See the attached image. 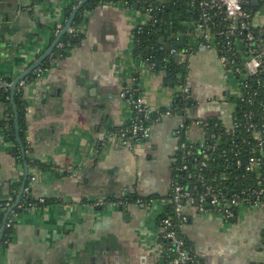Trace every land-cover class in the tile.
Returning a JSON list of instances; mask_svg holds the SVG:
<instances>
[{
  "label": "crops",
  "instance_id": "0c3cea01",
  "mask_svg": "<svg viewBox=\"0 0 264 264\" xmlns=\"http://www.w3.org/2000/svg\"><path fill=\"white\" fill-rule=\"evenodd\" d=\"M73 4L0 0V79L11 81V104L0 98V123L15 116L9 85L53 44V32L66 26ZM253 4L252 25L262 28L264 1ZM193 9L190 1L188 12ZM148 21V13L138 6L117 1L97 6L82 26V42L26 85L27 154L51 167L44 171L28 165L27 188L35 198L51 202L15 213V236L0 251V264H173L162 256L158 218L168 200L183 119L167 111L139 143L112 138V131L134 120L120 94L137 75L140 97L151 110L170 108L182 89L165 85L163 72L136 58L134 32ZM184 26L173 36L161 34L160 49L173 54L172 43L177 48L196 45L201 30L193 20ZM184 59L187 78L182 90L195 101L187 110L192 123L185 133L190 142L201 144L199 120L233 128L234 100L242 86L213 43L200 44ZM10 147L0 131V213L2 205L11 208L15 203L26 172V162H18ZM130 195L139 201L123 208L113 201L96 206L103 198ZM183 212L187 221L182 234L201 264L264 263L263 208L239 210L233 222L219 214H201L192 205Z\"/></svg>",
  "mask_w": 264,
  "mask_h": 264
},
{
  "label": "trees",
  "instance_id": "16d2710c",
  "mask_svg": "<svg viewBox=\"0 0 264 264\" xmlns=\"http://www.w3.org/2000/svg\"><path fill=\"white\" fill-rule=\"evenodd\" d=\"M83 1L84 0H74L73 5L77 6ZM112 1L123 2L130 7H134L135 4H137L140 10L148 13L150 16L149 21L141 26V30L137 29L134 32L136 58H141L144 61L146 60V63L150 65V68L153 71L163 72L165 85L180 87L183 89L187 78V63L184 58H187L191 53H194L200 44H206V41L201 38L196 45H182L172 54L160 49L159 37L166 32H168L170 36H173L177 32L184 31L186 28L184 23L191 20L195 21V24L198 27L200 22H203L201 16L204 12V8L200 4L202 0H90L82 7L74 18L71 25L73 31H68L62 36L52 55L42 63L40 68L48 69L51 67L52 62L67 57L70 51L73 48H76L84 39L82 26L87 21V15L97 6ZM190 1L194 6L193 12L191 13L188 12ZM75 6L71 8L74 10ZM245 8L253 17V1L247 4ZM149 9H151V11H149ZM73 10H68V17H70ZM207 11L212 15V19L205 24V28L213 37V43L215 44L219 56L226 57L227 62L238 75L242 86L241 90L245 95V99L242 100L241 97H239L234 100L237 108L234 113L232 129H227L217 120H204L206 123L204 126L206 136L201 144L205 145L210 156L206 161L207 166L203 167L201 171L193 169V167L200 161L204 160L203 156H186L183 159L186 154V150L183 147L189 143L185 129L183 128L181 130L178 140L180 148L175 156L177 161L173 166L172 179L182 184L185 188L192 190L195 196L198 193H201L206 185H211L218 189L220 191L219 194L222 196H226L228 190H230L235 194H239V196L248 198L250 194L253 195L254 191L264 189V166L258 171H248L247 167L242 165V158L245 156L248 158L253 155L259 157L258 141L254 138L253 132L264 131V72L258 75L247 74L243 65L250 58L254 45H249L245 41H242V38L245 37V34H243L239 35L238 38H241V40L239 43L237 42L238 44L236 43V49H234L233 47L237 38L226 33L230 25L229 20H227L223 14L218 15V17H213V11ZM64 28L65 26H63L61 30ZM61 30H55L53 32L54 34L51 43L55 42ZM251 30L257 37L264 36L262 34L264 27H252ZM148 50H150L149 56L147 55ZM176 54L182 56L178 61H176ZM37 77L38 70L32 71L24 79L25 85L22 87L18 85L14 94L21 144L17 140L15 116H11L6 121L0 123V131L6 140L11 143L9 150L18 162L22 163L25 161L29 167H37L44 171H48L51 169L50 166L30 158L27 154L29 151L27 140L28 125L26 119L27 101L24 97V91L26 85L36 80ZM138 81L139 77L137 75L132 85L126 87L130 91L127 95V100L131 99V94L132 97L134 96V99H139L141 89ZM6 82L8 84L11 83L10 80ZM7 89L8 88L0 86V98L10 105L11 94L10 90ZM182 89L177 93L176 101L170 108L151 110L147 117L138 115L134 112L135 120L137 119V121L144 127H151L159 120L162 114L169 111L172 114L180 115L187 126V110L195 104V101L190 97L189 93H186ZM131 126L132 124L130 123L115 129L112 133L119 135L123 130L130 129ZM138 137V140L134 139L133 142L139 143L143 141V138H140L139 135ZM201 144L196 143L193 147V151H195L196 146H200ZM102 150L103 146H100L99 152ZM194 157H196V160H194ZM182 164L190 166L188 172L192 174L191 178L188 177V172L180 169ZM199 175H202V178H199ZM27 187L28 184H26V188ZM19 188L20 186L18 184L15 190L18 192ZM16 195L17 194L14 196L13 203L17 197ZM106 199L107 201L118 203L119 208H123L131 201H139V198L133 195L122 196L120 198L107 197ZM43 200L44 201L42 202V200L32 196L31 191L29 193L24 192L19 205L9 213L8 217H6L8 212L6 208L9 209L10 206L6 207L5 205H2L0 213V251L5 250L14 239L16 228L13 213H16L17 215L33 206L43 207L51 202L50 199ZM205 205L211 207V204L208 202H206ZM168 217H174V208L170 204L165 206L164 211L158 218L159 229L164 227L162 222ZM173 219L172 223L175 225L179 237L185 241L186 249L190 251L198 264H201L190 243L182 234V226L179 224V219L177 217H174ZM235 220L236 217L229 221L233 222ZM166 232L167 231L164 233L166 234ZM162 235L163 232H160L161 237H159V241L163 245L162 256L167 262H169L174 258V253L170 250V241L162 237Z\"/></svg>",
  "mask_w": 264,
  "mask_h": 264
},
{
  "label": "built area",
  "instance_id": "2783aa9c",
  "mask_svg": "<svg viewBox=\"0 0 264 264\" xmlns=\"http://www.w3.org/2000/svg\"><path fill=\"white\" fill-rule=\"evenodd\" d=\"M251 1L253 0H202L200 4L204 8V12L201 16L203 22H200L198 28L202 32L203 35L202 38L204 39V41H206L207 44H212L213 37L205 28V24L212 19V15H210L207 10L213 11V17H218V15H222V14L225 15L227 20H229L230 22V25L226 33L228 35H232L233 37L237 38L233 48L236 49V45L241 40V38L238 37L239 35H243V34H245V37L242 38V41H245L249 45L251 44L254 45V48L252 49L251 52V56L244 63L243 68L249 75H258L264 72V49H263L264 36L257 37L251 30L253 27L252 16L251 13L248 12L245 8V6L249 4ZM260 1H264V0H260ZM149 11H151V9H149ZM137 29L141 30V26L138 27ZM68 31L72 32L73 30L70 28ZM262 34L264 35V31ZM222 60L224 62L225 61L227 62L226 57H222ZM53 63L54 62H52V64ZM40 67L37 69L38 77L43 76L45 72L48 70V69H41ZM24 85H25L24 80H22L19 83V86L22 87ZM0 86L4 88H8L7 82L2 81L1 79H0ZM129 93H130L129 89L124 88L120 94V97L128 102L133 112H135L138 115L147 117L151 109H149L143 104L141 97H139V99L136 100L134 99V96L132 97L131 94V99L127 100L126 98ZM240 97L242 100L245 99V95L243 93H241ZM191 123L192 121L188 119V125L186 126V123L183 120L180 129L177 131V134L179 135L183 128L185 129L186 132L187 127L189 128V124ZM131 124L132 126L130 129L123 130V132L119 135L112 133V138L116 139L117 141H120L121 143L126 144L133 141L134 139L138 140L139 138L138 135L140 136V138L143 139L149 136L150 127H144L143 125L140 124V122L137 121V119L135 120V118ZM197 124L201 125L203 131L205 130L204 126L206 123L204 122V120H199ZM205 136L206 133L204 131V138ZM253 136L258 141L259 157L255 155L249 158L247 157V165L245 166L247 167L248 171H255V170L258 171L262 166H264V131H254ZM188 143L189 144H186L183 147L186 150V154L183 157V159L186 156H195V155L203 156L205 161L204 160L200 161L193 167V169H198L199 171H201L203 167L207 166L206 161L210 156V154L208 153V149L205 147V145L201 144L200 146H196L195 151H193V147L195 146V143L190 142L189 140ZM179 148L180 145L178 141L176 153L178 152ZM196 157H194V160H196ZM176 161L177 158H175V162ZM180 169L188 172L190 166L187 164H182ZM188 177L191 178L192 174L189 173ZM199 178H202V175H199ZM34 180L35 178L32 177V181ZM24 192L29 193L30 189L25 188ZM219 193L220 191L215 187L211 185H206L204 190L195 196L192 190L185 188L182 184L172 179L170 182V192L168 195L169 198L168 200H166L165 206L169 204L173 206L174 217H177L179 219L180 221L179 224L181 226L187 221V218L183 212V209L186 205L194 206L201 214H208V215L219 214L228 221L230 219L235 218L239 210H243L245 208L264 209V198H263L264 189L254 191L253 195L250 194L248 198L239 196V194H235L230 190H228V194L226 196L225 195L222 196ZM43 201L44 200H42V202ZM107 202L108 201L106 198L100 199L99 201L96 202V206H104L105 204H107ZM206 202L210 203L211 207H207V205H205ZM6 209L7 211L9 210L8 208ZM14 215L15 214L13 213V216ZM174 217H168L164 219L162 222L164 227L162 229L160 228L159 230L160 232H163L162 237L170 241L169 243L170 250H172L174 253L173 254L174 258L171 260V263L198 264V262L191 255L190 251L186 249L185 241L182 238H180L178 232H176L177 230L175 229V225H173L172 223ZM165 231H167L166 234L164 233ZM159 237L161 236L159 235ZM161 247L163 248L162 244Z\"/></svg>",
  "mask_w": 264,
  "mask_h": 264
},
{
  "label": "water",
  "instance_id": "95a60500",
  "mask_svg": "<svg viewBox=\"0 0 264 264\" xmlns=\"http://www.w3.org/2000/svg\"><path fill=\"white\" fill-rule=\"evenodd\" d=\"M90 0H84L83 2H81L74 10L73 12L71 13L70 15V18H69V21L68 23L66 24L65 28L63 29L61 35L55 40V42L47 49V51L43 54V56L33 65V67L28 70L25 74H23L22 76H20L17 80H15L11 85H9L11 91H12V103H13V109H14V112H15V118H16V135H17V140L18 142L21 144V139H20V136H19V124H18V116H17V112H16V106H15V102H14V94H15V89L16 87L19 85V83L24 80L32 71H35L37 68H39L42 63L47 59L49 58L55 47L57 46L58 42L61 40L62 36L65 35L68 30L71 28V25L73 23V20L74 18L76 17L77 13L82 9V7ZM254 1H258V0H253ZM135 6L137 7L138 5L135 4ZM172 46H173V49H177V43H172ZM167 50H170V46L167 44ZM179 59V56H176V60ZM23 153H24V150H23ZM242 164L243 165H247V157H243L242 158ZM25 169H26V172H25V178H24V181H23V184L21 186V189L19 191V194L17 196V199L15 201V203L13 204V206L8 210L7 212V215L6 217H8L9 213H11L12 210H14L15 208H17V206L19 205L20 201H21V198L24 194V191H25V188H26V184H27V180H28V177H29V171H28V165L27 163H25Z\"/></svg>",
  "mask_w": 264,
  "mask_h": 264
}]
</instances>
